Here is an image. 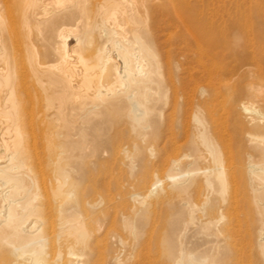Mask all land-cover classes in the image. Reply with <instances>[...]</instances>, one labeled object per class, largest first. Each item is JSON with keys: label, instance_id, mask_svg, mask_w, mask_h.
<instances>
[{"label": "bare ground", "instance_id": "obj_1", "mask_svg": "<svg viewBox=\"0 0 264 264\" xmlns=\"http://www.w3.org/2000/svg\"><path fill=\"white\" fill-rule=\"evenodd\" d=\"M23 1H26V6L25 9L21 8L25 10V13L21 12L22 19L25 22L30 19L33 20L32 23L35 21L34 25L31 24H37L40 31L37 33L42 32L41 25L46 26L42 39L49 42L53 38L55 42L51 47L58 62L48 66L45 62L41 63L46 67L38 71H48L53 78L52 81H47L51 84L49 86L61 88V91L56 92V97L50 100L57 99L60 103L71 104L72 109H77L80 113L76 116L83 117L86 123L93 118H99L101 123H108L111 143L130 140L133 150L145 155L152 170L161 171V177L153 173L154 187L151 185L153 188L148 187L145 195L139 197L138 202L141 200L140 203L145 205V217L149 216L154 223L158 205L177 201L187 213L188 220L198 221V229L191 235L194 240L184 236L178 244H174L171 239L165 240V236L162 240H157L154 247L157 256L167 264H264V0H244L247 11L245 17L250 29L246 31V44L242 54L237 57L242 61L239 60L240 64L236 63L233 67L222 70H210L212 67H209L198 79L191 74L192 85L185 84L183 77L179 75V84L171 83L173 86L154 84L158 82L155 76L160 75L159 63L143 34L150 36L151 22L158 11L172 13L177 20L186 19L181 22L190 25L194 23L192 16L184 15V9L181 11L174 8V0H102L98 6L96 0H93L94 8L97 6V12L93 11L94 8L91 9L96 12L94 15L92 11L89 14L86 10L88 0ZM49 4H54V8H49ZM76 8L80 15L78 17L72 11L67 12ZM1 12L0 9V25L3 28L6 22ZM67 19H74L76 27L65 25L63 21ZM120 20L126 23L124 25L128 26L127 29L126 26H121L122 22L119 25ZM78 25L82 26L81 30H78ZM119 26L124 29H118ZM186 30L188 31L184 29ZM199 35V40H204L211 49L225 44L224 40L219 42L215 38L217 36H207V33L206 36ZM191 36L192 34L190 38L193 37ZM2 38L0 37V264H86L75 249V245L82 248L87 234L82 219L67 217L60 222L56 232L53 230L52 235L43 233L48 225L46 222L47 225L43 226L47 216H43L46 211L41 208L44 205L40 201V184L38 185L39 180L36 179L35 169L29 160L34 154H28L29 133L25 132L28 127L24 126L26 123L23 124V106L20 104L23 101L18 99L21 96L19 94L18 97L16 93L17 74L14 73L12 58L9 61L6 53L8 49H5ZM85 42L93 47L88 48L92 49L90 52H93V56L85 51L87 55L84 52L82 54ZM33 45L36 44H32V47H36ZM34 49L38 50L31 49L30 45L32 52ZM201 50L202 48L200 53ZM36 52L33 53L37 54ZM35 54L33 57H38L39 54L36 57ZM34 64L40 65L37 61ZM36 66V69L40 67ZM241 68L245 83L238 81ZM37 77L39 83H46L41 80L43 78ZM42 84L40 85H46ZM55 102H52L53 105ZM71 118L75 120V116ZM83 118L81 121L78 119L82 122ZM76 128L75 125H70L68 129ZM55 131L52 132L53 137L56 136ZM85 132V128H79L73 133L64 134L66 140L63 144H58L60 140L57 142L53 138L56 143L54 142V147L51 145V149L58 151H55V161L50 159V163H47L51 165L52 162L54 166L52 171L49 170L53 176L48 186L50 185L49 191L54 203L51 205H55L56 212L61 214L67 212L68 208L65 206L68 201H74L76 207L80 204V200H76L77 183L72 179L71 168L65 165L67 161L63 164L66 159L63 153L67 152L66 149H78L82 141L75 138L80 135L85 139ZM32 136L36 135L32 132ZM47 137L49 138V134ZM30 139L33 140V137ZM49 141L52 143V140ZM48 144L49 142L46 146ZM80 148H84L83 145ZM51 156L53 157L50 155L49 158ZM193 162L199 163V168H189ZM46 189L44 191L48 192ZM135 197L136 195L134 199ZM39 202L41 210L45 211L43 215L40 212L44 219L39 213ZM53 211H50L51 214ZM68 240L72 241L67 243L68 246L65 243V250H50V246L55 247L53 243L56 241L64 248L63 241ZM48 251L54 253L50 256ZM135 254V264H148L149 259H154L149 247H142L141 252Z\"/></svg>", "mask_w": 264, "mask_h": 264}, {"label": "rangeland", "instance_id": "obj_2", "mask_svg": "<svg viewBox=\"0 0 264 264\" xmlns=\"http://www.w3.org/2000/svg\"><path fill=\"white\" fill-rule=\"evenodd\" d=\"M101 1L102 0H96L97 6ZM25 2L23 0H0V9L2 11L1 13H3L2 15L4 16L3 18H5L4 21L6 22L5 24H3V28L0 25V27L2 28V29L0 28V32H2L0 33V37L2 38L3 35L4 38L3 42L6 47L5 49H8L6 53L9 54V55L7 54V56L9 57V61L11 60L13 61L11 63L14 65L15 68L14 73L17 74L15 75L16 76L15 87L17 88L16 93L18 97L19 94L21 96L18 99L23 101V102L20 101L21 102L20 104L21 107L23 106L22 108L24 109V110L21 109V112L24 114L22 115L23 116L22 118L24 119L23 124L26 123L24 126L28 127L27 129H25L26 130L25 132L29 133V135H27L28 133L26 134L28 136L27 137V143H28L27 147L29 148V149L27 148L28 154L29 155L34 154L32 157L31 156L29 157V160L31 165L33 164L32 165V167H34L33 169H35L34 172L36 179L39 180L37 181L38 185L40 184L38 186L39 193H41L40 197L42 196V200L40 199L39 200L42 202V205H44L43 207L39 202L40 203L39 213L41 212L43 215V213L46 211L45 212L46 214L44 213L43 216L44 217L47 216L46 217L47 220L46 221L43 220V222L45 221L43 226L47 225V223L48 225L46 227L50 225L48 227L49 229L46 227L44 228L47 230V233L46 230L44 231V229H43V233L45 232V234L48 236L52 235L54 233L53 230L56 232L59 228L60 222L65 220V218L67 217L68 219L69 218L70 219L78 218L80 220L82 219V221L86 225L85 227L87 229V234L83 241L82 248L80 245L79 246L75 245V249L81 254L82 260L86 264L89 263L90 264H119V263L135 264L136 263L135 259H137L135 253L139 254L141 252L142 247H149L151 251V255L154 258L153 259L151 257L153 260L149 259L150 261H148V264H158V263L165 264L166 261H163L162 258L160 256H157V253H155L156 248L154 247L156 245L155 244L156 241L162 240L164 236H165L164 237L165 240L171 239V241H174V244L175 243L178 244L177 242H179L182 236H184V238L186 239L191 238L192 240H194V237H191V235H194L196 233L197 231L196 229H198V225H199L198 221L195 219L194 222L196 221L197 223L196 222L194 223L193 221L188 220L187 213L179 206V202L177 201L166 202L158 205L155 210L156 222L153 223L149 216L145 217L143 214L145 205L140 203L141 200L139 202L138 200L145 195V191L147 192V189L154 187L152 185V183L155 180L153 177V173H157L158 176L161 177L162 176L161 171H155L154 169L152 170V167L149 164V161L145 157V155L143 153L140 154L139 152L135 151V149L133 150L132 142L130 140L126 139L123 140L121 143L117 142L116 144L111 143L110 131L107 130V128L109 127L108 123H101L99 118H93L86 123L83 117L76 116V114L80 115V113L78 112L77 109H72L71 104L69 105V103H65L67 104L65 106L64 103L62 102L60 103L59 102L60 100L57 99L53 100L54 102L56 101L54 104L55 106L53 105L52 103L53 101H51L50 99L56 97V92L61 91L60 90L61 88L59 87L60 88L59 89L56 86L55 88L54 85H52L53 87L49 86L51 84L48 83L52 81L53 78L50 76V73L48 71L41 73L38 71L40 70V68L43 69L46 67L42 65L44 62L46 63L44 64L47 66L50 64H56V61L58 62V57L51 47V45L54 44L55 42L53 38H51L49 42L42 39L43 38L42 36L45 34V29H47L46 26L41 25L42 32L37 33L40 31H38L37 29V24L36 26H33L36 23L35 21L32 23L33 20L30 19L29 22L27 21L25 22V20L22 19V13L23 12L25 13L24 10L26 6ZM92 2L93 0L87 1V5H86L87 12L92 11L91 9L94 8V4H93L94 2L93 3ZM172 5L174 6V8H179L181 11L184 9L185 10L184 15L187 14L188 16L189 15L192 16L194 18V23L192 25L185 23L183 21L186 19L183 20V18L177 20V18H175L172 13H166L164 11L161 12L158 11V13L155 14L151 22L152 25L151 33L153 34L149 33L148 35L150 36H147V34H143L145 41L150 46L152 51L156 54L157 63H159L158 65H159L160 77L157 75L155 76V79L156 81L158 80V82H155L154 84L159 83L160 85L163 86H168V85L173 86V84L178 85L179 84L177 83L178 78L183 77L184 81L186 82L185 84L192 85V82L190 81L191 79L190 77L193 75L194 78L198 79L208 71L209 67L210 68L212 67L210 70H216V69L222 70L233 67L234 65H236V63L240 64L238 62H240L241 60L237 57L242 54L241 53L242 49L246 44V31L250 29L248 27V23L245 17L247 11L244 6V0H196V1L194 0V2L193 0H174ZM97 6H95L93 11L97 10L96 8ZM23 7L24 9H21ZM48 7L54 8V4L51 6L49 4ZM69 11L75 13L77 17L80 16L77 8L67 10V12ZM95 13L93 12V15ZM89 14L92 13L90 12ZM23 17L25 18V14H23ZM181 20H183L182 21L183 24ZM24 22L26 24H24ZM120 22H122V25ZM63 23L64 24L66 23L65 25L68 24L69 26L76 27V25H74L76 23L74 19L64 20ZM124 24H126L124 21L121 20L119 21V25L123 27L126 26L125 28L127 29L128 26ZM25 25H27V27ZM121 26H119L118 29L121 28L120 30H123L124 28ZM184 26H186L187 28ZM246 26L247 28H245ZM28 27L30 28L28 29ZM77 28L78 30H81L82 26L78 25ZM184 29H188V31L187 30L184 31ZM199 31L201 32L199 33ZM189 32L192 34L193 36V37L191 36L192 38H190L191 34ZM78 33L81 34V31H79ZM206 33L207 36L208 35H211L213 37L217 36L215 38L219 42L224 40L225 44L223 46L220 45L215 49L214 48L211 49L206 43H204V40H199L200 38L199 34L206 36ZM37 35L41 36V39H39ZM32 44H36L33 45L36 47H32ZM30 45H31V49L38 48V50L34 49L35 51L33 52L38 51L39 53L38 52H36L37 54L33 53L32 50H30ZM85 45L86 47L84 48ZM84 46H82V54L85 51L88 52L87 54L93 56L94 55L92 54L93 52H90V50L92 51L93 47H91L90 44H88L87 42L84 43ZM89 47H91L92 49L89 50L88 49ZM95 47L96 45H94V48ZM199 47L202 48L201 53ZM196 48L198 49L199 52L197 51ZM94 50H96V48ZM206 53L209 55L206 56L205 55ZM33 54H35V57L38 54L39 55L38 57L34 58ZM10 57L12 58L11 60ZM28 59L30 60L28 61ZM38 60L39 61L42 60V61L39 62ZM36 61L38 64L42 65L40 66L36 64L37 66H40L37 68L38 70L34 68L36 66L34 64L36 63ZM210 61L212 63H209ZM203 65L206 66L207 68L204 67ZM216 65L219 68L216 67ZM34 71L35 73H33ZM240 74L241 75L239 76L238 81L245 83V75L242 68L240 69ZM37 76L43 78L41 80L45 81L46 85L39 83L40 80ZM47 81L49 82L47 83ZM184 81H182L181 84H183ZM171 83L173 84L171 85ZM201 83L204 84V82H200V84ZM40 84L45 85L46 87L48 84L47 88L49 90H47V88L44 89L45 86H41ZM49 93H51V95ZM38 95H40L39 98ZM49 95L52 97H50ZM48 99L49 101H51V103L48 101ZM60 104L61 105L64 104L63 107ZM67 107L69 108L67 109ZM61 109H63V111ZM64 109L67 110L65 111ZM72 111L73 112L76 111V112L73 113ZM67 114H69L70 116ZM74 116H75V120L71 118V117L74 118ZM78 118L80 119V121L83 118L84 123L83 121L80 122ZM55 122H57V124ZM82 123L84 126L82 125ZM70 125H75V127H77L76 130L68 129ZM78 127L81 129L85 128L86 130L85 139L82 138V136L80 135L77 138H75V140L77 139L78 141L81 139L82 142L81 141L79 142H81L82 144L80 143L81 145L79 146V148L82 147V145L84 148L68 149V150L66 149L67 152H65L64 150L65 153H63L64 154L63 156L64 157L66 156V159H64L63 164L64 162L67 161L66 162L67 164L65 163V165L71 168L72 179L76 180L77 183L76 200L78 201L80 200L79 202L80 204L79 207L78 205L76 207L74 201L72 202L68 201L65 206L66 209L68 208L67 212L65 211L63 212V214H61L56 212L54 208L55 205H51L54 203L52 201L53 198L51 192L49 191L50 185L48 186V182L49 180L51 181L53 176L51 175L53 173L50 172L49 170H51L52 167L54 166H52V162L51 165H48L47 163H50V161L54 159L55 151L56 153L58 151L57 149L54 151L55 148H53V150L51 149L52 148L51 145L53 146L54 142L56 143V141L54 140H57V142L60 140L58 144H60V142H62L61 144H63L64 143L63 141L66 140L65 135L67 133H73L77 131V129H79ZM52 130L53 131L56 130L54 133L56 136L54 137L52 135L53 134ZM60 130L62 131L64 130V131L61 132ZM32 132L33 135L36 136H32ZM56 132H59L60 134L59 133L56 134ZM48 134H49V138L47 137ZM31 137H33L34 141L30 139ZM50 137H52V139ZM53 138L55 139L53 140ZM49 139L52 140V143L51 141H49ZM31 141L34 143L37 141V143L34 144L31 143ZM48 142L50 145L48 144V146H46ZM32 145L34 148L36 147V149H34ZM47 147L50 148V150ZM29 152H31L32 154ZM50 155H53V157L51 156V158H49ZM81 157H83V159ZM32 161L35 162L32 163ZM188 167L199 168V163L193 162ZM42 171L45 173V175ZM44 189L48 190V192L44 191ZM135 195L136 197L134 199ZM47 196H49V198ZM40 206H42L41 208H45L44 209L45 211L43 209L42 211ZM49 207L52 209L50 211H53V209L55 210L52 212L53 214H51V212L49 211L50 209ZM55 212L57 215L54 214ZM43 216L42 218L44 219ZM131 221L132 223H130ZM128 223H130V225L132 226L127 225ZM130 227L133 230L129 229ZM160 234L161 236H159ZM72 240H68V242L63 241L64 248H62L63 246L59 244L58 241H56L55 243L51 242L50 245H52L53 243L55 247L50 246L51 249L50 247L49 249L53 250L54 252L58 251L59 249L65 250V243L67 245V243L71 242ZM121 241L124 244L121 243ZM61 242L62 241H60V243ZM76 247H78V249ZM53 251H51L52 253L48 251L49 255L53 254L54 253ZM156 256L158 258H156Z\"/></svg>", "mask_w": 264, "mask_h": 264}]
</instances>
